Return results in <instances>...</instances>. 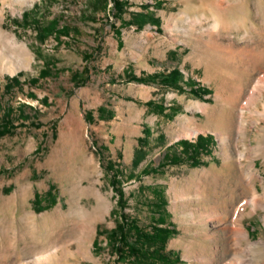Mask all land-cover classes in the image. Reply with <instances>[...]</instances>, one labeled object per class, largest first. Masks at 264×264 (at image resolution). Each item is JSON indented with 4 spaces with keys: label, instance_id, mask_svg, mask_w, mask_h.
<instances>
[{
    "label": "rangeland",
    "instance_id": "obj_1",
    "mask_svg": "<svg viewBox=\"0 0 264 264\" xmlns=\"http://www.w3.org/2000/svg\"><path fill=\"white\" fill-rule=\"evenodd\" d=\"M120 1L0 0V61L16 64L0 71V264H134L108 242L116 187L145 230L160 218L175 228V264L230 260L231 220L250 193L223 141L228 100L241 106L257 82L246 130L230 137L260 195L241 247L264 264V0ZM52 20L58 31L39 37ZM84 69L87 81H74ZM174 69L177 84L162 83Z\"/></svg>",
    "mask_w": 264,
    "mask_h": 264
},
{
    "label": "trees",
    "instance_id": "obj_2",
    "mask_svg": "<svg viewBox=\"0 0 264 264\" xmlns=\"http://www.w3.org/2000/svg\"><path fill=\"white\" fill-rule=\"evenodd\" d=\"M115 8L121 10L122 1L114 0ZM106 9V4L103 6ZM58 31L56 27V21L52 20L48 25L42 27L39 32V37H46L48 35L53 34ZM65 32V31H63ZM87 69L82 71H76L73 74L74 81L86 82L88 73ZM41 76L47 75L46 69H42ZM180 75V71L177 69L172 70L169 74L163 75L161 78L162 83L175 85L177 84V79ZM87 76L86 78H84ZM157 76H153L156 78ZM35 81V79H33ZM145 78H137L138 82H146ZM19 82L18 77L10 78V82L7 86H10L11 82ZM198 92V91H196ZM205 94V93H203ZM152 101H148L147 104H151ZM159 106V105H158ZM20 113L23 112L22 109H19ZM100 116H104L106 109L103 107L99 108ZM11 114L10 110L5 111L3 114L6 115V119L9 120V115ZM111 116V115H110ZM12 125L9 123H5L3 125V131H9V128ZM181 144L184 145L183 150L185 152L189 151L188 148L190 143L188 141H181ZM204 149L203 146H200L197 142L192 150V155L194 156L195 151H199V149ZM184 152V153H185ZM117 193L119 195L118 207L121 209V218L118 221L116 227L107 233L108 242L112 248V251L117 254L118 260H127L131 261L134 264H175L179 262L178 257L172 256L170 252L166 251V245L170 238L175 234V228L171 227L167 224V222L160 218L155 220V223L152 224L150 230H145L141 225H139L138 221L133 217L131 218L125 212V192L122 188L116 187ZM39 201V195L36 194V202ZM162 216V215H161ZM97 241L95 242V245Z\"/></svg>",
    "mask_w": 264,
    "mask_h": 264
},
{
    "label": "bare ground",
    "instance_id": "obj_3",
    "mask_svg": "<svg viewBox=\"0 0 264 264\" xmlns=\"http://www.w3.org/2000/svg\"><path fill=\"white\" fill-rule=\"evenodd\" d=\"M13 40H15V39L13 38ZM14 47H16V46H14ZM20 47H19V50L17 49L19 51V52L17 51L18 54H21L22 52L27 53L26 48H25L24 45H22ZM15 67H16V64H15L14 58L11 59L10 62L9 61L8 62L4 61L3 58L0 61V71L4 70V69L5 70H12ZM255 89L261 90V87L259 86L258 82L255 83L254 86H253V91H252L253 95H254ZM255 94H256L257 97H258V95H261V93L259 94V92H255ZM253 95L251 94L249 99L246 100L245 103L242 104L241 106L238 105L237 102L235 103V100H228L229 103L232 104L233 108L235 107V114H234L233 118L230 120V122L226 124L227 125V130H228V135H225V133H223V135H224L223 141H226L227 147L228 146L232 147V152L235 150V152H233L232 155H231V153H228L229 154L228 158L230 160L231 159L233 160V163H231V165L233 164V170L236 172V177H237L238 183L241 185V187L243 189H248V192L250 193V198L243 201V204L240 205L237 208L236 213H235L234 217L231 220L232 230L235 233V242H234L233 248L231 246L229 247V251H232V255L233 256L230 258V260H228L227 262H225L223 264H259V262L255 263V262L250 261V259H248V257L251 254V252H253V251L255 252V250H253V251L252 250L251 251H243L242 247H241V241L243 239L249 240V231L246 229V227L244 225V222H243V219H244V216H245V209L247 208V204L250 203L255 211H256V208L260 205V203H259L260 202V200H259L260 195L258 193L259 191H258V189L256 187V183H255V178L257 176H256V174L253 171H251V168H253L255 166V164L254 163L251 164L249 166L251 168H248L246 166V163H245V158H247L246 151L245 150H240V149H238V147L236 149V147L233 146V144H232L233 142H231L232 140H231V137H230V133L231 132H234V131L237 130L238 133H240V132L243 133V131L246 130V124H245V121H246L245 120V112H246V110L245 109L247 108V104H249V101H251V99H252L251 97ZM239 99H241V97ZM251 102H250V104H251ZM262 111H261L260 115L264 116V111L263 112ZM231 116H232V114H231ZM185 134L187 136H196L198 134V131L195 130L194 128H189V129H187L185 131ZM228 150L230 151L231 149H228ZM231 241H233V240H231ZM49 258H50L49 255L48 256L44 255L42 258H39V260L40 261H44V260H47ZM260 264H262V263H260Z\"/></svg>",
    "mask_w": 264,
    "mask_h": 264
}]
</instances>
